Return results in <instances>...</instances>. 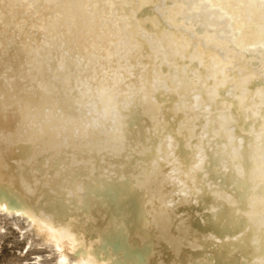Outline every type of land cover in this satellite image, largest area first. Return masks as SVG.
<instances>
[{"label":"bare ground","instance_id":"1","mask_svg":"<svg viewBox=\"0 0 264 264\" xmlns=\"http://www.w3.org/2000/svg\"><path fill=\"white\" fill-rule=\"evenodd\" d=\"M8 228L1 264H264V0H0Z\"/></svg>","mask_w":264,"mask_h":264},{"label":"rangeland","instance_id":"2","mask_svg":"<svg viewBox=\"0 0 264 264\" xmlns=\"http://www.w3.org/2000/svg\"><path fill=\"white\" fill-rule=\"evenodd\" d=\"M22 246L23 241L19 240L15 232L8 228L4 234L0 235V264L20 260V254L17 250ZM32 251L30 250L24 257L29 256Z\"/></svg>","mask_w":264,"mask_h":264}]
</instances>
